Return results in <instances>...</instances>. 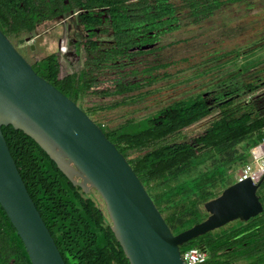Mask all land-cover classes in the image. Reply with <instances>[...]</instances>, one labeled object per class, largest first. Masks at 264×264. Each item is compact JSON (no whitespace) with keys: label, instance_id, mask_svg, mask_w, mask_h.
I'll return each mask as SVG.
<instances>
[{"label":"flooded vegetation","instance_id":"1","mask_svg":"<svg viewBox=\"0 0 264 264\" xmlns=\"http://www.w3.org/2000/svg\"><path fill=\"white\" fill-rule=\"evenodd\" d=\"M0 25L31 66L53 54L60 81L83 78V110L120 102L104 111L172 125L201 114L164 140L194 141L241 101L264 118V60L234 63L235 50L264 43V0H0ZM4 226L0 264H31Z\"/></svg>","mask_w":264,"mask_h":264},{"label":"trees","instance_id":"2","mask_svg":"<svg viewBox=\"0 0 264 264\" xmlns=\"http://www.w3.org/2000/svg\"><path fill=\"white\" fill-rule=\"evenodd\" d=\"M32 67L74 102L86 92L83 78L58 79L57 59L53 54ZM119 104H95L84 111L126 157L147 192L156 198L157 203L153 201L174 234L204 219L203 203L220 193L214 188L219 184L221 190L233 183L228 180L229 170L246 164L251 148L264 142V118L242 101L228 107L222 117L209 124L204 134L190 142H168L164 138L201 114L178 119L174 125L172 120L159 123L151 119H129L111 126L94 118L95 114ZM1 131L65 264H130L111 230L106 210L94 195L74 185L23 131L11 125H2ZM242 143L246 152L238 151ZM257 195L262 212L246 221L237 219L238 223L207 232L205 242L199 240L201 236L190 240L193 246L207 251L208 257L202 264H235L238 259L245 264H264V178ZM5 223L22 247L0 206L2 228Z\"/></svg>","mask_w":264,"mask_h":264},{"label":"water","instance_id":"3","mask_svg":"<svg viewBox=\"0 0 264 264\" xmlns=\"http://www.w3.org/2000/svg\"><path fill=\"white\" fill-rule=\"evenodd\" d=\"M32 138L74 184L102 198L130 264H184L180 245L263 210L257 182L234 181L203 203L207 216L173 233L126 157L79 105L40 76L0 29V206L31 264H65L9 151L1 126Z\"/></svg>","mask_w":264,"mask_h":264},{"label":"rangeland","instance_id":"4","mask_svg":"<svg viewBox=\"0 0 264 264\" xmlns=\"http://www.w3.org/2000/svg\"><path fill=\"white\" fill-rule=\"evenodd\" d=\"M259 5H261V3H256V6L258 7ZM257 9V8H256ZM257 41L256 40H254V41H250V42H248V43H246L247 45L249 44V45H251V44H253V43H256ZM248 45V46H249ZM240 48H241V46H240ZM242 48H243V46H242ZM235 52L236 53H238V55H236L235 54V56H234V63H237L240 67H241V69L242 70H244V69H246L247 67H249V66H255V65H258L259 63H261L263 60H264V43L263 44H260V45H255V46H253V47H251V48H249V49H246V50H244V49H239V50H235ZM225 62H228L227 60L225 61ZM85 105H88L87 103L85 104ZM85 110V109H84ZM94 118L97 120V121H101V122H104V123H108V124H110V125H116V124H118V123H120V122H122L123 121V115H122V111H121V108H118V109H114V110H110V111H102V112H99V113H97V114H95L94 115ZM193 136L191 135V134H183L182 136H181V140H183V139H191ZM178 139V138H177ZM167 141L168 142H172V140H168L167 139ZM264 141V140H263ZM238 151L239 152H246V148H245V146H244V143H242V144H240L238 147ZM250 150V149H249ZM251 160H252V157H250V160L248 161V162H251ZM247 162V163H248ZM242 166V164L241 165H235V166H233L230 170H229V173H228V175H229V178H228V180L231 182V181H235V175H236V170L237 169H239L240 167ZM200 180V179H199ZM187 181L188 182H191L192 183V180H190V179H187ZM214 190L216 191V192H218V191H221L220 190V185L218 184L215 188H214ZM89 192L90 193H92L93 195H94V198L96 199V201H97V203L100 205V207L101 208H103V209H105V204H104V202H103V200H102V198L100 197V195L97 193V191L95 190V189H93V188H90L89 189ZM149 192V191H148ZM149 194L152 196V198H153V200L157 203V201H156V198L151 194V192H149ZM202 207V206H201ZM203 208V207H202ZM254 217V216H253ZM238 223L236 220H233V221H231V222H229V223H227V224H230V223ZM227 224H225V225H227ZM224 226V225H223ZM223 226H221V227H223ZM235 226H237V224L235 225ZM221 227H219V228H221ZM219 228H216V229H214V230H212V231H209V232H213V231H217ZM204 234H206V233H204ZM204 234H202V235H200L201 237H200V241H203V242H205V240H207V238H208V235H204ZM198 237V236H197ZM248 237V236H247ZM249 238V237H248ZM193 239V238H192ZM192 239H190L191 241H192ZM190 240H188V241H186V242H184V243H182L181 245H180V251L183 253L185 250H187L188 248H190V247H192L193 245V243L191 242L190 243ZM253 260L255 259V257L254 258H252ZM252 260V261H253Z\"/></svg>","mask_w":264,"mask_h":264},{"label":"built area","instance_id":"5","mask_svg":"<svg viewBox=\"0 0 264 264\" xmlns=\"http://www.w3.org/2000/svg\"><path fill=\"white\" fill-rule=\"evenodd\" d=\"M259 152H256V149ZM252 160L239 169L236 170L235 181L249 177L253 182H257L264 174V142L254 146L250 150ZM182 260L184 264H202L207 259V251L197 247L192 246L181 253Z\"/></svg>","mask_w":264,"mask_h":264},{"label":"bare ground","instance_id":"6","mask_svg":"<svg viewBox=\"0 0 264 264\" xmlns=\"http://www.w3.org/2000/svg\"><path fill=\"white\" fill-rule=\"evenodd\" d=\"M256 152H257V153L259 152V149H258V148L256 149Z\"/></svg>","mask_w":264,"mask_h":264}]
</instances>
